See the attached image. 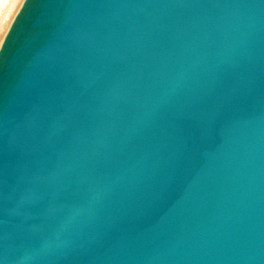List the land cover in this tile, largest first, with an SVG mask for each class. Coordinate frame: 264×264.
Returning a JSON list of instances; mask_svg holds the SVG:
<instances>
[{
	"label": "water",
	"instance_id": "obj_1",
	"mask_svg": "<svg viewBox=\"0 0 264 264\" xmlns=\"http://www.w3.org/2000/svg\"><path fill=\"white\" fill-rule=\"evenodd\" d=\"M0 264H264V0H24Z\"/></svg>",
	"mask_w": 264,
	"mask_h": 264
},
{
	"label": "rangeland",
	"instance_id": "obj_2",
	"mask_svg": "<svg viewBox=\"0 0 264 264\" xmlns=\"http://www.w3.org/2000/svg\"><path fill=\"white\" fill-rule=\"evenodd\" d=\"M20 2H21V0H15V2L11 5V9H9L10 12L8 11L7 15H5V12L7 11V8L9 5H6L5 9L0 11V38H1L2 32L8 26L9 21L12 18V16L14 15V13H15L16 9L18 8V5L20 4ZM1 28H3V29H1Z\"/></svg>",
	"mask_w": 264,
	"mask_h": 264
},
{
	"label": "bare ground",
	"instance_id": "obj_3",
	"mask_svg": "<svg viewBox=\"0 0 264 264\" xmlns=\"http://www.w3.org/2000/svg\"><path fill=\"white\" fill-rule=\"evenodd\" d=\"M14 2H15V0H0V11L3 10V9H5L6 5H9L8 8H7V11L5 12V15H7L9 9H11V5H12ZM23 2H24V0H21V2H20V4L18 5V8L16 9L14 15H13L12 18L10 19L8 26H7L6 29L2 32V35H1V38H0V45H1V43H2V41H3V39H4V37H5V35H6L7 31H8V29H9V27H10V25H11V23H12V21H13L15 15H16V13L18 12V10L20 9V7L22 6ZM9 12H10V11H9ZM2 22H3V21H2ZM5 25H6V24H5ZM1 29H3V28H1Z\"/></svg>",
	"mask_w": 264,
	"mask_h": 264
}]
</instances>
